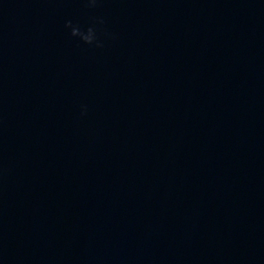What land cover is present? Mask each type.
I'll return each mask as SVG.
<instances>
[{"label":"clouds","instance_id":"1","mask_svg":"<svg viewBox=\"0 0 264 264\" xmlns=\"http://www.w3.org/2000/svg\"><path fill=\"white\" fill-rule=\"evenodd\" d=\"M85 7L89 9H94L100 3V0H83ZM105 21L103 17H93L91 19V25L86 29L82 28L79 23H73L72 20L65 21L64 27L66 30H69V34L73 38H77L85 45L94 46L96 48H103L104 42L100 38L101 28L100 26L104 25ZM106 38L110 37L111 34L104 32ZM114 38V37H113ZM87 106H81L80 115H87Z\"/></svg>","mask_w":264,"mask_h":264}]
</instances>
